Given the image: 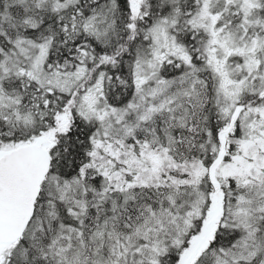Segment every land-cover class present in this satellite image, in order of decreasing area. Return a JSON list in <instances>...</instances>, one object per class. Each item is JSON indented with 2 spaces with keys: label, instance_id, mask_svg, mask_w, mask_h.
<instances>
[{
  "label": "snow or ice",
  "instance_id": "obj_1",
  "mask_svg": "<svg viewBox=\"0 0 264 264\" xmlns=\"http://www.w3.org/2000/svg\"><path fill=\"white\" fill-rule=\"evenodd\" d=\"M0 264H264V0H0Z\"/></svg>",
  "mask_w": 264,
  "mask_h": 264
}]
</instances>
